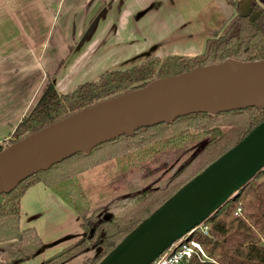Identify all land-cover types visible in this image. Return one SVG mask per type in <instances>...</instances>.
Here are the masks:
<instances>
[{
	"label": "trees",
	"instance_id": "obj_1",
	"mask_svg": "<svg viewBox=\"0 0 264 264\" xmlns=\"http://www.w3.org/2000/svg\"><path fill=\"white\" fill-rule=\"evenodd\" d=\"M72 49L58 64L29 115L16 126L10 140L0 145V151L101 101L144 88L153 80L229 58L264 59V13L253 22L240 18L226 35L208 39L199 56L156 58L129 70L107 72L99 81L60 94L53 81ZM263 121L264 109L255 107L217 115L191 114L172 124L141 128L133 136L105 142L89 154L78 153L27 178L11 193L0 195V264H23L43 247L36 228L21 227V199L34 185L43 183L63 198L81 218V229L86 233L44 264H68L103 248L101 255L85 261L99 264L141 222ZM105 215L110 219L105 220ZM204 224L207 232L197 231L193 237L200 241L206 258L195 256L188 264H264V170ZM7 243L11 244L9 250L1 246Z\"/></svg>",
	"mask_w": 264,
	"mask_h": 264
},
{
	"label": "water",
	"instance_id": "obj_2",
	"mask_svg": "<svg viewBox=\"0 0 264 264\" xmlns=\"http://www.w3.org/2000/svg\"><path fill=\"white\" fill-rule=\"evenodd\" d=\"M215 1L230 14L222 26L214 30L206 28L195 35L197 39L201 38L203 47L208 39L226 35L240 18H249L253 22L263 11H254L255 0ZM125 3L127 0H108L62 70L87 52L112 18L113 25L99 38L95 48L92 47L95 53L106 51L118 32ZM147 12L144 10L136 15L141 17ZM173 40L170 36L150 45L105 71L96 81L107 72L129 70L156 58L177 55L173 52L176 48L187 47V43L175 46ZM57 77L53 81L55 86ZM250 107L264 109V59L229 58L223 63L199 66L192 71L153 80L144 88L101 101L5 147L0 151V195L11 193L27 178L78 153L89 154L95 147L121 136H133L141 128L172 124L191 114L217 115ZM263 170L264 121L180 188L99 264H152L174 243L214 216ZM104 219L109 220L110 215H105ZM84 236L86 233L82 231L79 238ZM43 250L42 247L37 255ZM102 252L101 248L95 250L94 257ZM86 256L90 258L89 254Z\"/></svg>",
	"mask_w": 264,
	"mask_h": 264
},
{
	"label": "crops",
	"instance_id": "obj_3",
	"mask_svg": "<svg viewBox=\"0 0 264 264\" xmlns=\"http://www.w3.org/2000/svg\"><path fill=\"white\" fill-rule=\"evenodd\" d=\"M103 1L0 0V145L7 142L23 117L36 105L44 83L68 56L70 47L83 34ZM144 10L148 11L145 15H136ZM229 14L215 0H127L118 32L110 43L122 46L130 41L137 44L124 57L126 59L170 36H173L175 46L198 45L201 38L197 39L195 35L206 28L214 30L222 26ZM113 23L110 18L105 31ZM21 212L23 229L39 228L40 225L43 230L45 225L40 220L48 217L61 215L66 219L64 222L59 217L52 222L53 228L64 222L59 231L44 229V238H41L44 250L23 264H44L52 254H57L82 235L79 215L43 183L34 185L22 197ZM37 221H40L39 225L35 224ZM54 238L57 243L49 248L47 241ZM1 246L11 249L9 243ZM87 258L83 255L68 264H85Z\"/></svg>",
	"mask_w": 264,
	"mask_h": 264
},
{
	"label": "rangeland",
	"instance_id": "obj_4",
	"mask_svg": "<svg viewBox=\"0 0 264 264\" xmlns=\"http://www.w3.org/2000/svg\"><path fill=\"white\" fill-rule=\"evenodd\" d=\"M107 2H108V0L103 1L102 5L96 11L93 19L102 10V8L107 4ZM92 20H91V22H92ZM90 23H89V25H90ZM89 25L87 26V28L89 27ZM87 28L84 30L83 34L87 30ZM82 35L71 46L73 48L72 51L74 50L78 41L81 39ZM95 45H96V42L87 48V52L82 57H80L78 59L76 58L77 60L73 61L69 65V67H66V69L63 68L65 70H62V69L60 70L58 77H57V85H56V89H57L58 93H69V92L73 91L77 86H79V84H83V83H86L89 81L98 80L105 71L117 66L119 63L122 62V60L126 59V58H124L126 55H128L133 49H135V47H137V44H131L130 41L123 43L122 46H117L116 43L111 42L107 46L106 51H99L98 53H95V51H94ZM92 47H94V48H92ZM203 52H204V47L201 44H199V45H191V46L183 47L182 49L177 51L176 54L177 55H183V56H189V57H196V56L201 55ZM53 74H52V76H53ZM51 79H52V77H49L48 80L44 83V85L48 84ZM10 138L11 137H9L8 140H10ZM8 140H7V142H8ZM6 143H4V144H6ZM101 214H106V213H101ZM59 217H61L60 220H64V222H65V220H66L65 217H62L61 215L55 216V217H48V218H46L44 220H40V221L44 222V225H45L44 229L47 232L56 231V230L59 231L60 229L63 228L62 224L64 222L59 223L58 228L51 227L52 222ZM40 221L35 222V224L39 225ZM44 229L42 230L40 225H39V228L36 226V230H37L38 234L40 233L39 235L42 239L44 238ZM81 238H79V239H81ZM56 243H57V238H54L51 241H47V246L49 248H51L52 246L50 247V245H55ZM58 246H60V245H58ZM102 249L103 248H101V250ZM54 254H52L50 257H52ZM94 255H95V251L89 253V256L92 258L94 257Z\"/></svg>",
	"mask_w": 264,
	"mask_h": 264
},
{
	"label": "built area",
	"instance_id": "obj_5",
	"mask_svg": "<svg viewBox=\"0 0 264 264\" xmlns=\"http://www.w3.org/2000/svg\"><path fill=\"white\" fill-rule=\"evenodd\" d=\"M197 231L207 232L205 224H201L186 237L174 243L152 264H188L193 257L206 258L203 247L193 236Z\"/></svg>",
	"mask_w": 264,
	"mask_h": 264
},
{
	"label": "flooded vegetation",
	"instance_id": "obj_6",
	"mask_svg": "<svg viewBox=\"0 0 264 264\" xmlns=\"http://www.w3.org/2000/svg\"><path fill=\"white\" fill-rule=\"evenodd\" d=\"M260 9H263L262 14L264 13V0H255V6H254V11H259ZM260 15V17L262 16ZM259 17V19H260ZM249 19V18H248ZM258 19V20H259ZM250 20V19H249ZM257 21V20H256ZM233 27V26H232Z\"/></svg>",
	"mask_w": 264,
	"mask_h": 264
}]
</instances>
